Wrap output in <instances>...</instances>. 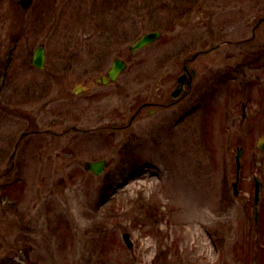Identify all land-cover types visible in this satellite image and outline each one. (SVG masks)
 Returning <instances> with one entry per match:
<instances>
[{
    "label": "rangeland",
    "instance_id": "obj_1",
    "mask_svg": "<svg viewBox=\"0 0 264 264\" xmlns=\"http://www.w3.org/2000/svg\"><path fill=\"white\" fill-rule=\"evenodd\" d=\"M88 1L0 0V173L27 129L79 127L19 142L0 176V264H264V22L188 61L191 88L169 98L183 59L251 37L264 0ZM117 56L126 68L98 84ZM99 158L100 175L83 169Z\"/></svg>",
    "mask_w": 264,
    "mask_h": 264
},
{
    "label": "water",
    "instance_id": "obj_2",
    "mask_svg": "<svg viewBox=\"0 0 264 264\" xmlns=\"http://www.w3.org/2000/svg\"><path fill=\"white\" fill-rule=\"evenodd\" d=\"M24 3V6L27 7L31 4L32 0H21ZM159 35V32L154 31V32H150L147 33L145 35H143L134 45L131 46V49H137L145 44H147L148 42L152 41L153 39H155L157 36ZM34 63L38 64V65H42L43 63V50L41 47H38L36 54H35V59H34ZM123 66V63L119 60H115L114 61V66L110 69L109 74L111 78L115 77L116 72ZM178 84L177 86L174 88L173 93L172 94H180L183 90V84L181 81V78H178ZM241 153V149L238 150V154L236 156L237 161H238V166H239V155ZM105 160H99V161H87L85 163V168L87 169H91L92 171H94L96 174H99L105 165ZM256 181V189H255V201L257 202L258 197H259V185L260 182L257 178H255ZM234 188L236 186V182L233 183ZM236 191V188H235ZM255 214H256V210H255ZM124 239L126 240L127 244L130 246V242L128 240V234L124 233Z\"/></svg>",
    "mask_w": 264,
    "mask_h": 264
},
{
    "label": "flooded vegetation",
    "instance_id": "obj_3",
    "mask_svg": "<svg viewBox=\"0 0 264 264\" xmlns=\"http://www.w3.org/2000/svg\"><path fill=\"white\" fill-rule=\"evenodd\" d=\"M187 72H188V74H189V71H187ZM103 76L107 77V73L105 72V73L101 74V75H100V79H99L98 81H100V82L103 81V79H102ZM190 81H191V80H189V84H190ZM191 82H192V81H191Z\"/></svg>",
    "mask_w": 264,
    "mask_h": 264
}]
</instances>
